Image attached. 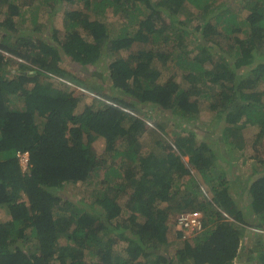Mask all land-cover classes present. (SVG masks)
<instances>
[{
	"label": "trees",
	"instance_id": "16d2710c",
	"mask_svg": "<svg viewBox=\"0 0 264 264\" xmlns=\"http://www.w3.org/2000/svg\"><path fill=\"white\" fill-rule=\"evenodd\" d=\"M14 1L0 0V206L9 216L0 264H235L246 237L264 228V164L248 176L223 166L246 164L247 127L258 132L254 145L264 138V0H56L110 7L127 22L110 37L103 19L69 11L61 40L52 29L43 37L37 15L24 33ZM111 53L120 57L104 67ZM92 77L101 83L88 84ZM200 103L219 128L197 141L188 127ZM146 109L186 127L161 155V124L162 140L141 146ZM18 153H27L26 169ZM78 184L86 200L64 197ZM188 211L203 216L189 235L171 219Z\"/></svg>",
	"mask_w": 264,
	"mask_h": 264
},
{
	"label": "rangeland",
	"instance_id": "374dc122",
	"mask_svg": "<svg viewBox=\"0 0 264 264\" xmlns=\"http://www.w3.org/2000/svg\"><path fill=\"white\" fill-rule=\"evenodd\" d=\"M220 2H228L229 0H219ZM15 4L20 7V16L16 17L15 19L17 20L18 26L23 27V31L25 33V29L28 28L31 25V19L33 18L34 15H37L39 17V22L43 24L44 27H47L46 31H44L43 37L44 38H49L51 35V31H56V36L59 40H61L65 34V27H64V15L66 12L69 11H79L82 13L87 14L91 20L94 19H103L105 24L108 27V31L110 32V37H118L120 32L122 31L121 29L126 27L127 22L125 19H123L119 14H116L112 11V8H106L104 10L99 9V11L95 12L94 10L87 9L86 6L83 4V2L78 1V3L75 2H59L56 0H52L48 3L45 2V0H15ZM6 11V8L4 7L3 11L0 12V22L3 20V12ZM52 29V30H50ZM3 27H0V38L3 37L4 33L2 32ZM23 33V32H22ZM9 41H14V39H10ZM227 42V41H224ZM230 43H225L224 46L225 48L230 46ZM136 51L143 52L149 49V46L147 45H139L135 47ZM224 51V50H223ZM222 54L223 57L227 61H234L233 56H229L226 53H219ZM122 55H125L124 53ZM247 59L250 57V54L245 55ZM244 56V57H245ZM120 57V54H108L107 58L105 59L104 67L108 65L109 62L113 61L114 59ZM208 60L207 64L210 66L212 63H215L214 61H217L219 59L218 56L215 57H206ZM252 59V58H251ZM214 60V61H213ZM12 71V68H11ZM93 71H99L100 74L102 73L100 70H93ZM102 75V74H101ZM169 75V73H168ZM90 85L95 86L96 84H100L101 82L97 77H92L88 80L87 82ZM210 91V87H207L204 89V91ZM89 99V98H88ZM83 102V103H82ZM78 106V109H83L85 103H89L88 100L84 99ZM207 102V101H206ZM208 103H200L198 105L199 108V113L197 118L192 121L189 125L191 127H188L193 132H197L198 138H196L197 141H199L201 138L207 139V136L210 135L211 131L213 133L215 132L216 134L218 133V128L219 124H217V118L215 116V112H212L209 110L207 107ZM145 114L147 112L148 116L150 117V120L153 124L151 128L145 129L146 130V135H144L141 138V146L149 149L154 146V143L156 141L162 140L161 136L162 133L159 131L157 125H163L167 134L165 137H163L162 142L159 141L160 144H157L158 153L159 155L163 154L164 151H162L163 146L169 143H172L173 138L175 137L177 133H180L181 135H185L186 133L184 132V129L186 128L184 125H179L175 122H173L171 119H168V116L166 113H159L157 110H144ZM223 126V123H221ZM163 126H160L163 128ZM214 128V129H213ZM175 134H174V133ZM161 133V134H160ZM257 130L253 127H247L244 131V139H245V157L247 159L246 164L242 163V159L235 160L234 163H231V166H227L225 163L223 166L226 168L228 171V175L230 173H237L238 176L242 175H247L250 174V168L252 164H254L257 167H261L262 164H264V138L259 137L257 139L256 145H254V140L257 136ZM213 140V138H210L209 141ZM94 149L96 153L101 157L104 149V139L99 138L95 143H94ZM262 155V157H260ZM255 156H259L258 160L259 162L256 163V158ZM235 159V158H234ZM262 159V160H260ZM119 159L116 160V163H118ZM183 164L186 166L187 169L191 168L190 164L188 163V158L183 157L182 158ZM261 162V165H260ZM120 164H116L115 171L120 172L122 171L121 168L119 167ZM263 166V165H262ZM23 167L22 169H24ZM237 170L235 171V169ZM102 174V170L100 172ZM190 174L192 176H195V178H198V175L196 174L193 169L190 171ZM199 179V178H198ZM67 191L64 193V197H71L75 199H79L83 197L85 200L87 199V196L89 194L88 190L81 185L78 184L77 186H68ZM206 193L209 195V197L212 196L211 193H209L208 189L205 187ZM161 207H164V205H161ZM176 215L171 218L174 220ZM9 219L8 213L4 207L0 206V221H7ZM139 220H142L139 218ZM189 235L188 233H186ZM190 238V236L188 237ZM189 241V240H187ZM254 264V263H251Z\"/></svg>",
	"mask_w": 264,
	"mask_h": 264
},
{
	"label": "built area",
	"instance_id": "2783aa9c",
	"mask_svg": "<svg viewBox=\"0 0 264 264\" xmlns=\"http://www.w3.org/2000/svg\"><path fill=\"white\" fill-rule=\"evenodd\" d=\"M80 92L82 93H87L85 90L83 89H79ZM148 125H150V123L147 122ZM17 156L20 158V164L22 167L27 168V162H28V156L27 153H18ZM222 218H227L229 219V217L224 214L221 213ZM202 219L203 216L201 214V212L198 211H188V212H183L180 213L176 216V223L179 229H184L186 231V233L188 234H193L195 233V231H199L201 229L202 226ZM254 232L255 230L252 229ZM257 233L260 234H264V228H260L256 230Z\"/></svg>",
	"mask_w": 264,
	"mask_h": 264
},
{
	"label": "crops",
	"instance_id": "0c3cea01",
	"mask_svg": "<svg viewBox=\"0 0 264 264\" xmlns=\"http://www.w3.org/2000/svg\"><path fill=\"white\" fill-rule=\"evenodd\" d=\"M144 135H146V130H145V132H144V134H143V136ZM142 136V137H143ZM141 141V140H140ZM204 188H205V186H203ZM210 193V192H209ZM239 205L241 206L242 205V203L241 202H239ZM261 237V239H262V242L263 243H259V244H256V242H255V240H254V238H256L257 239V237ZM247 238H251V240L248 242V241H246V243H245V246H244V250H243V252H242V254H241V256H240V258L238 259V261L236 260V262H235V264H251V263H254V264H260L259 263V261H258V259H257V257H255V253L256 252H259V250L257 249L259 246H261V247H263L264 245V234H255V233H251V234H249V236H247L246 237V240H247ZM264 248V247H263ZM262 248V249H263ZM251 249V250H250ZM248 250H250L249 251V255L248 254H246L247 253V251ZM259 254H257V256H258ZM248 258V260H246V261H244L245 260V258ZM249 261V262H248ZM248 262V263H247Z\"/></svg>",
	"mask_w": 264,
	"mask_h": 264
},
{
	"label": "clouds",
	"instance_id": "9594fccd",
	"mask_svg": "<svg viewBox=\"0 0 264 264\" xmlns=\"http://www.w3.org/2000/svg\"><path fill=\"white\" fill-rule=\"evenodd\" d=\"M69 85H70V84H69ZM70 87H74L78 93H82V92H80V90H79V89H83V88H80V87H75V86H73V85H70ZM83 90H85V91L87 92V90H86V89H83ZM87 93H88V92H87ZM87 93H86V94H87ZM148 123H150V125H148V124H147V129H148V128H151V127L153 126V124H152V122H151V121H148ZM22 168H23V167H22ZM24 169H26V168H24ZM206 196H207L208 198H210V200H211V197H209V195H208V194H206ZM198 212H199V211H198Z\"/></svg>",
	"mask_w": 264,
	"mask_h": 264
}]
</instances>
